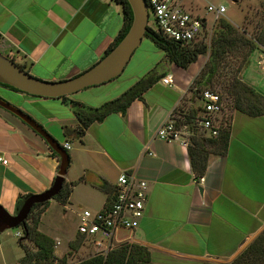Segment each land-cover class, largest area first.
I'll return each instance as SVG.
<instances>
[{
    "label": "crops",
    "instance_id": "obj_1",
    "mask_svg": "<svg viewBox=\"0 0 264 264\" xmlns=\"http://www.w3.org/2000/svg\"><path fill=\"white\" fill-rule=\"evenodd\" d=\"M123 26L122 7L113 0H0V54L38 80L61 82L97 64ZM146 54H140L139 61ZM155 55L159 61L148 73L160 65L159 74L172 75L173 86L159 81L142 100L132 102L125 116H108L90 126L80 140L64 135L65 127L75 130L79 123L61 100L36 98L37 111L30 116L62 147L71 144L65 180L73 184L68 204L50 201L39 224V232L61 243V254L58 233L65 222H75L77 227L82 211L106 210L115 195L101 187L106 183L110 191L116 190L122 173L148 185L144 217L128 240L147 248L154 264L229 262L264 234V115L251 117L234 110L227 128L223 114L222 129L229 130L226 154L210 155L204 174L198 176L189 146L162 141L157 133L172 115L199 110L201 103L189 90L206 58L199 57L183 70L168 64L165 56ZM262 61L264 52L256 51L241 77L264 97ZM110 83L70 98L100 107L126 92L112 95ZM83 93L85 97L78 98ZM59 164L40 136L0 109V206L4 210L14 215L20 196L49 190ZM200 178L204 182L198 185ZM76 234L77 228L70 240Z\"/></svg>",
    "mask_w": 264,
    "mask_h": 264
},
{
    "label": "trees",
    "instance_id": "obj_2",
    "mask_svg": "<svg viewBox=\"0 0 264 264\" xmlns=\"http://www.w3.org/2000/svg\"><path fill=\"white\" fill-rule=\"evenodd\" d=\"M113 1L122 7L124 26L119 37L116 39L107 54L111 52L125 37L133 20L132 11L127 0ZM262 13L264 15V8ZM221 22L222 21H220V23ZM224 25L228 28L229 32H232L230 29L231 27H229L227 23H224ZM145 38L149 39L154 47L164 54L165 60L168 64H174L183 70H187L191 65L195 64L199 57H208L207 63L190 86L189 91L194 99H199L198 94L202 90H212L209 86H212V83L215 81L219 69L227 64L226 59L228 57L238 58L240 66L234 70L231 74L232 76L228 78V82H230L227 95L233 100V109L251 117H260L264 115V97L257 94L256 91L245 85L241 80L242 69L248 65L250 57L259 49L264 51V24L253 40L243 39V37L228 38L227 36H224L213 40L210 45L202 41L188 47H182L178 43L167 40L160 33L151 30L149 27H147ZM240 48H247V51L237 52ZM19 67L25 71L23 66ZM162 78L163 74H159L155 68L138 80L120 97L96 108L88 107L84 104L73 101L70 97L60 99L64 105L70 109L79 123L78 128L75 130L65 127L63 129L65 137L73 136L75 139L80 140L85 135L88 128L93 124L102 123L112 114H121L125 116L126 111L132 102L142 100L143 95L155 84L161 81ZM0 88L14 93H20L8 86L0 85ZM197 113L198 110L189 108L185 112L175 114V116L180 117V120H177L178 123L184 122L191 126L192 120ZM190 128L193 127L191 126ZM191 130L193 131V136L190 139L188 154L194 172L198 176H202L206 170L207 161L210 155L226 154L229 141V130L222 129L216 139L206 138L204 133L196 129ZM52 155L59 160L56 153L52 152ZM72 186L73 184L69 185L64 183L61 192L54 200L60 205L66 206L69 201ZM101 189L105 193L111 195L116 194V190L112 189L110 191V186L106 183ZM27 198L29 197L20 196L18 198L16 212L22 207ZM48 206L49 202L35 205L32 208L23 230V237L20 238L18 243L24 252V257L18 262V264H67V256H64L61 260L56 258L54 248L55 241L39 232L40 218ZM24 242L29 243L33 247V251L28 250L24 245ZM118 244V246L111 249L107 254L98 253L93 257L81 260L75 264H154L151 253L147 248L136 244H130L128 242ZM74 249L77 250V248ZM237 259L238 260H234V262L230 264H261L262 261H264V234L258 237L240 256L237 257Z\"/></svg>",
    "mask_w": 264,
    "mask_h": 264
},
{
    "label": "built area",
    "instance_id": "obj_3",
    "mask_svg": "<svg viewBox=\"0 0 264 264\" xmlns=\"http://www.w3.org/2000/svg\"><path fill=\"white\" fill-rule=\"evenodd\" d=\"M148 9V27L160 33L169 41L178 43L182 47H188L197 41L208 20L195 15L184 7V0H145ZM207 12L215 16V20L225 13L223 6H209ZM152 17V23H150ZM261 66L264 70V61ZM162 85L172 87L174 78L167 75L161 79ZM201 106L192 120L191 126L187 123H178L180 117L172 115L164 123L157 137L165 142H180L183 146L190 145L193 136L191 129L204 133L206 138H218L222 130L224 114V101L217 91L210 89L202 90L199 94ZM63 149L67 152L71 144L65 143ZM2 164L7 162L2 160ZM204 182L200 178L197 182L201 185ZM148 198V185L146 182L137 180L129 173H122L117 180L115 198L110 206L102 212L92 213L84 210L79 215L77 235L90 240L96 247H103L102 254H107L115 244H118L117 237L122 232L130 234L138 227L144 217ZM23 231L16 233L15 237L22 238ZM59 241L55 242V251L60 247Z\"/></svg>",
    "mask_w": 264,
    "mask_h": 264
},
{
    "label": "rangeland",
    "instance_id": "obj_4",
    "mask_svg": "<svg viewBox=\"0 0 264 264\" xmlns=\"http://www.w3.org/2000/svg\"><path fill=\"white\" fill-rule=\"evenodd\" d=\"M236 2L237 4L233 3V0H184L185 9L195 15L203 16L208 20L207 27L204 29L203 33L195 43L203 41L210 45L213 40L224 36H227L228 38L243 37V39L253 40L255 35L258 34L264 24V15L262 13L264 8V0H236ZM209 6H223L225 8L224 15L215 20V16L212 13L207 12V8ZM152 20V17H150V23H152ZM220 21L222 22L220 23ZM224 23H227L229 27H231L230 29L232 32L228 31V28L224 25ZM246 51L247 48H240L237 52ZM136 52V56L128 64L123 74L119 78L113 80L110 85H108V89L113 93L112 95L127 91L126 89L131 88L136 83L137 79L140 80L143 76H145V74H147L148 71L152 69L153 65L159 61V58L155 55L156 53L164 57V54L157 50L153 43L147 38L143 39ZM146 52V56L148 57L139 61L138 56ZM257 52L264 51L259 49ZM203 57L206 58L207 63L208 57ZM226 62L227 64L219 69V73L216 76L215 81L212 83V86L209 87L212 89V91H217L222 95L225 110L224 116L226 118L225 123L228 128L234 111L232 106L233 100L227 95L230 82H228V78L231 77V74L234 72V70L240 66V61L238 58L228 57ZM160 67V65L156 66L157 71L161 70ZM243 71L244 69H242V72ZM78 96V98H83L85 97V93ZM0 98L29 116L30 114H33L35 111H37L38 99L31 96L14 93L3 89L0 90ZM102 98L103 95L99 100ZM54 208L52 210H54ZM60 210L59 213H61ZM55 213H58L57 210ZM76 228L75 222L66 221L63 226V231L58 233L62 239L61 249L63 254H61V251L58 248L60 252L57 250L58 253L56 254L55 251V256L58 260H61V258L67 256V264H75L81 260L93 257L104 250L103 247H96L93 242L86 240L85 238H81L80 236H77V234L73 239L70 240V236L74 235ZM21 231L22 228L3 229L0 231V264H17L24 257V252L18 244L20 238L15 237L16 233ZM127 242L130 243L131 241L127 240L123 243ZM24 245L28 248V250L33 251V247L29 243L24 242ZM118 245L119 244H115L113 248ZM74 248H77V250ZM237 257L229 262L212 261L203 262L200 264H230L234 262V260H238ZM261 264H264V261H262Z\"/></svg>",
    "mask_w": 264,
    "mask_h": 264
},
{
    "label": "water",
    "instance_id": "obj_5",
    "mask_svg": "<svg viewBox=\"0 0 264 264\" xmlns=\"http://www.w3.org/2000/svg\"><path fill=\"white\" fill-rule=\"evenodd\" d=\"M127 2L133 15L129 31L111 52L106 54L86 72L75 78L61 82L41 81L22 70L8 57L0 54V85L8 86L21 94L31 97L60 100L119 78L145 38L149 19L145 0H127ZM0 109L20 120V122L40 136L51 151L57 154L60 160L57 177L49 190L40 195L27 198L22 207L14 215H10L0 206V231L17 228L24 230L32 208L35 205H41L54 200L61 192L70 166V157L66 150L32 117L1 98ZM129 238V232H122L118 235L117 241L122 243Z\"/></svg>",
    "mask_w": 264,
    "mask_h": 264
},
{
    "label": "flooded vegetation",
    "instance_id": "obj_6",
    "mask_svg": "<svg viewBox=\"0 0 264 264\" xmlns=\"http://www.w3.org/2000/svg\"><path fill=\"white\" fill-rule=\"evenodd\" d=\"M0 90H3L2 88H0Z\"/></svg>",
    "mask_w": 264,
    "mask_h": 264
}]
</instances>
